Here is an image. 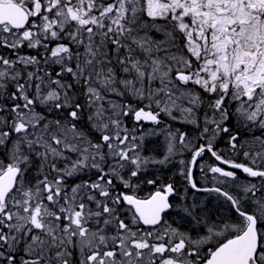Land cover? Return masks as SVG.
<instances>
[{"label":"snow or ice","instance_id":"obj_1","mask_svg":"<svg viewBox=\"0 0 264 264\" xmlns=\"http://www.w3.org/2000/svg\"><path fill=\"white\" fill-rule=\"evenodd\" d=\"M0 264H264V0H0Z\"/></svg>","mask_w":264,"mask_h":264},{"label":"flooded vegetation","instance_id":"obj_2","mask_svg":"<svg viewBox=\"0 0 264 264\" xmlns=\"http://www.w3.org/2000/svg\"><path fill=\"white\" fill-rule=\"evenodd\" d=\"M181 158L185 160L190 159V153L185 152L183 156L178 155V158H175L173 163L169 164V167L167 169L159 170V171L151 170V172L154 174L150 173V174H146V177H142L141 180L138 182L139 187L135 189L134 194L141 199L147 198L153 192H155L157 190V187H159L161 184L175 182L177 184L180 195H186L189 203L196 202L199 204L203 202L205 213H210L214 217L232 216L233 220H235V215H233L234 213H232L231 210L229 209L228 204L224 205L223 199L216 198L215 194H208L203 192L194 193V191L191 190L190 188H188L187 192L185 193L184 189L187 188V185L183 181V178L178 175L179 160ZM213 162H214L213 158H211L210 155L206 154L203 160H201L199 164L193 169L194 180L198 183L200 187L211 186V175L207 174V178H205V173L201 171L200 165L206 166L207 164ZM152 178H158L157 185L153 186L146 183V179H152ZM170 202L173 205L182 203L178 195H174L170 197ZM182 215L183 214L179 212L178 209L174 208L168 214L166 219H168L170 222H175L176 225H179L182 228H187L189 225L186 220L181 219Z\"/></svg>","mask_w":264,"mask_h":264},{"label":"trees","instance_id":"obj_3","mask_svg":"<svg viewBox=\"0 0 264 264\" xmlns=\"http://www.w3.org/2000/svg\"><path fill=\"white\" fill-rule=\"evenodd\" d=\"M24 51L28 52L29 54H36V51L37 50H32V49H25ZM40 51H43V49H40ZM131 117L129 118H126V121L125 123L131 128V127H135L136 128V131H137V125L136 123H134L131 119ZM173 128H177V129H180L181 131H187L189 132L190 136L193 135V128L192 126H185L183 125L182 123H177L176 125H174V122H173V125H172ZM152 128L151 125H146V124H143L142 125V131H145V130H150ZM145 149H144V152L145 153H148V152H152V150H155V149H158L161 153L162 151V148L158 147V144L161 143V140L159 139V137H156V138H150V139H145ZM35 174V173H33ZM239 176L240 178H244L245 176H243V174L239 173ZM92 178L94 179L95 177L92 176ZM70 183H72L70 181ZM234 215V214H233Z\"/></svg>","mask_w":264,"mask_h":264},{"label":"rangeland","instance_id":"obj_4","mask_svg":"<svg viewBox=\"0 0 264 264\" xmlns=\"http://www.w3.org/2000/svg\"><path fill=\"white\" fill-rule=\"evenodd\" d=\"M163 120H164V123L165 124H171V126L173 125V122L172 121H169L167 118H165V117H161ZM130 121H131V119H130ZM133 121V120H132ZM134 123H136L135 121H133ZM179 124L180 122H174V125H176V124ZM143 124H146V125H151L152 126V128L151 129H153V128H156L157 126L156 125H153L152 123H146V122H143L142 124H140L139 126H137V131H136V134L137 135H139V133L142 131V125ZM190 126V125H189ZM163 127H164V124H161L160 126H159V128L160 129H163ZM173 128V127H172ZM174 129H177V128H174ZM180 130V129H179ZM149 130H145L144 132H148ZM156 137H159V139L161 140V143L160 144H158V147H160V148H162L163 147V145H164V142H165V136H164V134H158V135H154V136H145V138H144V140L145 139H150V138H156ZM191 137V136H190ZM222 143H223V141H221ZM157 153V154H160V151L158 150V149H155V150H152V152H148V153H145L144 152V154L145 155H148V154H151V153ZM163 152V148H162V151H161V153ZM175 158H178V155L175 157ZM169 167V165L168 166H159V167H154V168H152V169H150L148 172H147V174H150V173H152L151 172V170H153V171H159V170H164V169H167ZM152 174H154V173H152ZM208 174H210V175H212L211 173H208ZM244 176V175H243ZM245 179H248V178H246V177H244V178H241V182H244L245 181ZM71 182H74V181H71ZM223 204L224 205H227V203L224 201L223 202Z\"/></svg>","mask_w":264,"mask_h":264},{"label":"water","instance_id":"obj_5","mask_svg":"<svg viewBox=\"0 0 264 264\" xmlns=\"http://www.w3.org/2000/svg\"><path fill=\"white\" fill-rule=\"evenodd\" d=\"M147 123H151V122H147Z\"/></svg>","mask_w":264,"mask_h":264},{"label":"bare ground","instance_id":"obj_6","mask_svg":"<svg viewBox=\"0 0 264 264\" xmlns=\"http://www.w3.org/2000/svg\"><path fill=\"white\" fill-rule=\"evenodd\" d=\"M147 123V122H146Z\"/></svg>","mask_w":264,"mask_h":264}]
</instances>
